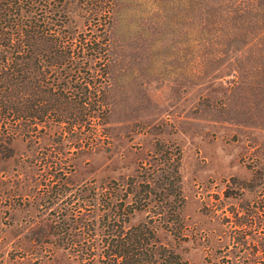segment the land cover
Returning a JSON list of instances; mask_svg holds the SVG:
<instances>
[{
	"label": "rangeland",
	"instance_id": "1",
	"mask_svg": "<svg viewBox=\"0 0 264 264\" xmlns=\"http://www.w3.org/2000/svg\"><path fill=\"white\" fill-rule=\"evenodd\" d=\"M234 3L72 0L80 30L110 15L104 123L98 144L87 136L77 152L52 127L11 141L0 158V264H75L50 233L62 204L48 206L43 194L50 161L71 189L67 200L79 186L157 168V143L177 151L183 198V238L164 233L163 241L187 264H264V49L253 40L264 20L256 2L247 15L234 9L252 1ZM214 10H228L246 36L226 44L233 27Z\"/></svg>",
	"mask_w": 264,
	"mask_h": 264
},
{
	"label": "trees",
	"instance_id": "2",
	"mask_svg": "<svg viewBox=\"0 0 264 264\" xmlns=\"http://www.w3.org/2000/svg\"><path fill=\"white\" fill-rule=\"evenodd\" d=\"M232 1L234 6L245 2ZM247 1L252 4L237 6L236 15L250 14L256 2L264 20V0ZM71 2L0 0V158L10 156L14 138L38 139L51 127L59 142L75 145V152L87 136L92 135L90 147L98 144V126L106 115L110 15L91 17L80 30L68 10ZM222 11L220 17L214 10L215 18L233 29L230 40L224 41L226 33L221 39L226 44L243 39L247 33L230 20L228 10ZM255 36L264 49V35ZM154 151L157 168H137L105 187L79 186L68 201L63 199L71 189L57 162L50 161L52 179L43 185V194L48 206L62 203L50 233L75 264H187L162 238L164 233L183 238L177 151L158 143ZM139 213L142 217L130 222Z\"/></svg>",
	"mask_w": 264,
	"mask_h": 264
}]
</instances>
